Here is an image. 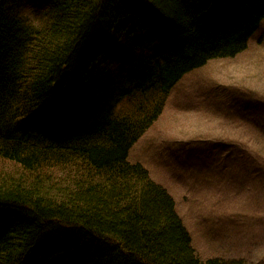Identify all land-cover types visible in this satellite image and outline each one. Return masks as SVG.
Instances as JSON below:
<instances>
[{
	"label": "trees",
	"instance_id": "1",
	"mask_svg": "<svg viewBox=\"0 0 264 264\" xmlns=\"http://www.w3.org/2000/svg\"><path fill=\"white\" fill-rule=\"evenodd\" d=\"M263 20L264 0H0V264H242L201 259L128 154Z\"/></svg>",
	"mask_w": 264,
	"mask_h": 264
},
{
	"label": "rangeland",
	"instance_id": "2",
	"mask_svg": "<svg viewBox=\"0 0 264 264\" xmlns=\"http://www.w3.org/2000/svg\"><path fill=\"white\" fill-rule=\"evenodd\" d=\"M128 161L172 196L201 259L264 264V20L244 52L179 80Z\"/></svg>",
	"mask_w": 264,
	"mask_h": 264
},
{
	"label": "bare ground",
	"instance_id": "3",
	"mask_svg": "<svg viewBox=\"0 0 264 264\" xmlns=\"http://www.w3.org/2000/svg\"><path fill=\"white\" fill-rule=\"evenodd\" d=\"M57 140H59V139H57ZM132 148V147H131ZM131 148H130V150H131ZM130 150H129V152H130ZM129 155V154H128ZM197 253V252H196Z\"/></svg>",
	"mask_w": 264,
	"mask_h": 264
}]
</instances>
